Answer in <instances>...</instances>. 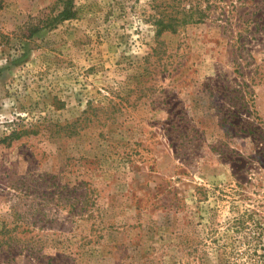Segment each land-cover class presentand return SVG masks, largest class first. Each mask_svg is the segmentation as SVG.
<instances>
[{
	"label": "rangeland",
	"instance_id": "rangeland-1",
	"mask_svg": "<svg viewBox=\"0 0 264 264\" xmlns=\"http://www.w3.org/2000/svg\"><path fill=\"white\" fill-rule=\"evenodd\" d=\"M66 1L0 10V264H264V0H70L26 37Z\"/></svg>",
	"mask_w": 264,
	"mask_h": 264
},
{
	"label": "trees",
	"instance_id": "trees-1",
	"mask_svg": "<svg viewBox=\"0 0 264 264\" xmlns=\"http://www.w3.org/2000/svg\"><path fill=\"white\" fill-rule=\"evenodd\" d=\"M6 1L7 0H0V10L5 7ZM65 4H66V6L62 10H60L57 13V15L52 17V19L47 18V19L41 21L42 25L37 24V25H34V27H31L28 30L26 37H30L33 33L38 31L41 26L53 25L54 20L57 21V20H61V19L65 20V19L73 18L75 16V11L72 8L70 0L66 1ZM262 9H264V4L261 5V7H257L255 11L260 12V10H262ZM180 12H181V17H180L181 19L179 21L180 24L202 22L205 18H207V15H208V13L206 12L205 9H200L198 6L197 7L192 6L188 9H182ZM163 19H164L163 16L159 17V19H158V23H157L158 32L160 33L165 28L166 29L169 28L170 30L174 31V27H173V24L171 23V21H164ZM248 20L249 19H246V21H248ZM41 22H40V24H41ZM11 135H13V134L11 133ZM10 138L11 137L7 136V137L3 138V140L10 139Z\"/></svg>",
	"mask_w": 264,
	"mask_h": 264
}]
</instances>
